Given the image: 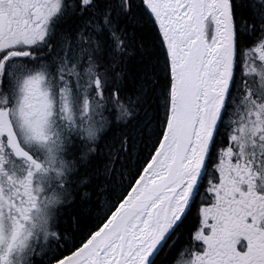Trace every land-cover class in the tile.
<instances>
[{
	"label": "snow or ice",
	"instance_id": "snow-or-ice-1",
	"mask_svg": "<svg viewBox=\"0 0 264 264\" xmlns=\"http://www.w3.org/2000/svg\"><path fill=\"white\" fill-rule=\"evenodd\" d=\"M0 264H264V0H0Z\"/></svg>",
	"mask_w": 264,
	"mask_h": 264
}]
</instances>
